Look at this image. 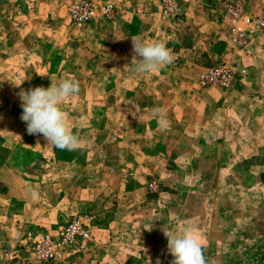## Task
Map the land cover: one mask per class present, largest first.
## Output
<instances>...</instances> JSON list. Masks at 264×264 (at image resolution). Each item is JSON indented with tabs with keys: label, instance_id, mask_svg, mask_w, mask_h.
I'll list each match as a JSON object with an SVG mask.
<instances>
[{
	"label": "rangeland",
	"instance_id": "374dc122",
	"mask_svg": "<svg viewBox=\"0 0 264 264\" xmlns=\"http://www.w3.org/2000/svg\"><path fill=\"white\" fill-rule=\"evenodd\" d=\"M110 1L115 18L78 28L74 0H0L1 168L14 177L1 181L8 227L0 264H15L5 256L28 229L74 217L89 230L76 254L35 264H171L163 230L186 227L202 238L207 264H264V99H254V82H264L256 76L264 69V0H193L189 13L192 2L180 0L176 18L164 16L163 0ZM234 4L252 17L239 22L246 46L230 28ZM132 37L164 42L173 62L137 75ZM223 64L248 74L234 86L202 87V74ZM64 78L80 86L62 104L80 139L71 151L27 133L17 96ZM27 211L35 223H20Z\"/></svg>",
	"mask_w": 264,
	"mask_h": 264
},
{
	"label": "clouds",
	"instance_id": "9594fccd",
	"mask_svg": "<svg viewBox=\"0 0 264 264\" xmlns=\"http://www.w3.org/2000/svg\"><path fill=\"white\" fill-rule=\"evenodd\" d=\"M132 52L131 69L137 75L156 72L174 60L171 49L161 41L132 37ZM79 90V82L74 78L61 79L47 88H21L17 93L22 108L20 119L26 124L27 133L42 135L47 145L54 148L76 150L80 139L69 127L62 104ZM153 116L161 128L167 127L164 109H154ZM163 234L167 239V252L173 257L171 264H207L202 238L193 229L186 227L177 234L164 229ZM156 264H161L159 258Z\"/></svg>",
	"mask_w": 264,
	"mask_h": 264
},
{
	"label": "built area",
	"instance_id": "2783aa9c",
	"mask_svg": "<svg viewBox=\"0 0 264 264\" xmlns=\"http://www.w3.org/2000/svg\"><path fill=\"white\" fill-rule=\"evenodd\" d=\"M163 14L178 17L182 12L180 0H163ZM72 22L75 27L83 28L100 17L113 19L117 8L108 0H74L71 6ZM227 17L231 19L232 34L242 46H246L248 33L239 22L252 23V17L244 14L241 4L231 5ZM264 27V17L259 21ZM248 74L246 68L235 64H223L204 72L200 78L202 87L234 86ZM89 235L88 225L81 217H74L55 230L32 231L24 234L22 244L5 258L15 264H35L37 262H58L73 257Z\"/></svg>",
	"mask_w": 264,
	"mask_h": 264
},
{
	"label": "crops",
	"instance_id": "0c3cea01",
	"mask_svg": "<svg viewBox=\"0 0 264 264\" xmlns=\"http://www.w3.org/2000/svg\"><path fill=\"white\" fill-rule=\"evenodd\" d=\"M108 1H110V0H108ZM117 1V0H116ZM117 2H119V1H117ZM135 2V4H138V1H134ZM137 2V3H136ZM141 2V1H140ZM190 2H192V3H190L189 4V9H187V11H188V13H189V11H190V9H192L193 8V0H190ZM123 5H125V4H123ZM136 9V8H135ZM258 58V57H257ZM256 58V59H257ZM256 76L259 78L260 76H262L263 78H264V69H261L260 70V72L258 73V74H256ZM254 84H255V89H256V96L254 97V99H264V82L263 81H260L259 79H257L255 82H254ZM13 172L11 171V169L9 168V167H3V168H1L0 169V188H1V185H2V183H1V181L2 180H4L5 181V183L7 184V183H10L13 179H14V177H12V176H10V174H12ZM21 182V186L19 185V200H22V201H25V200H27V198L25 199L24 197H23V195L24 194H26V192H28V190H27V188H26V186H25V183H24V181L22 180V179H19V183ZM8 185V184H7ZM9 193H11V194H14L15 195V190H13L12 192H9ZM7 196V194H3V193H0V209H1V207H2V200H3V198H5ZM7 198H8V196H7ZM9 198H13V196H10ZM28 214V211L27 212H24L23 214H21V215H19V217H18V219H19V221H20V223L22 222V221H27V222H31V224L32 223H35V221H31V219H32V217H30L29 215H27ZM2 220H3V214H1L0 213V234L1 235H4L5 234V230H6V228L8 227V226H4V225H2ZM20 225V224H19ZM61 226V225H60ZM32 227V226H31ZM59 227V226H58ZM58 227H55V228H53V229H48V230H55V229H57ZM28 230H30V229H28ZM27 230V231H28ZM48 230H38V228L37 229H34V230H32V231H48ZM26 233V232H25ZM24 233V234H25ZM1 238V237H0ZM21 239V237H19V240ZM24 239V238H23ZM23 242V241H22ZM22 242H21V244H22Z\"/></svg>",
	"mask_w": 264,
	"mask_h": 264
},
{
	"label": "trees",
	"instance_id": "16d2710c",
	"mask_svg": "<svg viewBox=\"0 0 264 264\" xmlns=\"http://www.w3.org/2000/svg\"><path fill=\"white\" fill-rule=\"evenodd\" d=\"M6 161V154L3 145L2 138L0 137V169L3 166V163Z\"/></svg>",
	"mask_w": 264,
	"mask_h": 264
}]
</instances>
